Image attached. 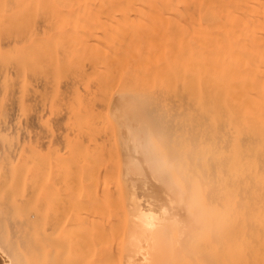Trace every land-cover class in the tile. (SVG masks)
<instances>
[{
	"label": "bare ground",
	"instance_id": "bare-ground-1",
	"mask_svg": "<svg viewBox=\"0 0 264 264\" xmlns=\"http://www.w3.org/2000/svg\"><path fill=\"white\" fill-rule=\"evenodd\" d=\"M0 110L78 152L142 155L169 198L133 209L127 264H183L196 223L203 264H264V0H0ZM184 157L201 165L203 213L168 174ZM9 242L8 264H30L37 246Z\"/></svg>",
	"mask_w": 264,
	"mask_h": 264
},
{
	"label": "rangeland",
	"instance_id": "rangeland-1",
	"mask_svg": "<svg viewBox=\"0 0 264 264\" xmlns=\"http://www.w3.org/2000/svg\"><path fill=\"white\" fill-rule=\"evenodd\" d=\"M3 115L5 116L0 112V130L2 131H0V149L3 146L7 147L3 149H8L6 150L8 154L5 150H3L5 153L0 151V182L5 174V179L6 177L8 179L9 174H11L9 178L12 179L10 184L7 183L8 186L6 184L4 186V181L0 184V206L2 205L0 208V213L2 212V215L0 214V238L8 236L12 229L15 232H12L14 234L10 236L11 241L7 240V243L22 237L19 240L20 244L25 246L27 243L30 247L37 246L36 251L29 257L30 264H127L126 245L133 222V209L138 206L141 209L158 210L169 198L163 186L150 178V172L141 163L142 155L119 153L116 150L112 153L101 150L95 152L91 148L86 152H78L76 142L46 138L37 129L38 127H34L35 130L32 126L25 128L23 127L25 124L22 123V126L16 120H9L7 117L2 120ZM7 121H11V124L8 122L11 128ZM4 135L7 137L5 138ZM25 141L28 142L27 145ZM11 148L13 150L8 152ZM107 148L110 147L107 146ZM22 149L26 153H22ZM2 152L6 155L2 156ZM157 158L166 159L160 156ZM26 160V168H28L24 170L25 165H22L25 162H22ZM180 160L185 164L167 166L170 179L180 185L183 203H190L188 214L195 215L198 210L203 213L207 197L205 183L201 178V165L190 166L189 162L193 158L184 157ZM17 170L24 173L23 177L20 175L21 179L18 178L21 173L18 177L16 176ZM30 172L31 175H27ZM28 176L32 177L31 181L30 178L27 180ZM16 177L21 181L23 179L22 186L17 182L12 184L18 180ZM169 195L170 198H174L173 192ZM77 209L80 214L77 213ZM88 212L89 218L85 215ZM9 218L10 220L16 219L15 222L22 220L18 225H22L24 229L25 227L27 229L26 224L32 221L33 224L30 223L29 226L30 232L28 231L29 235H32V244H29L30 238L28 242L27 238L22 235L24 233L18 236L20 233H17L16 229L13 230L16 223L13 221L12 227ZM24 223H26L25 226ZM18 225L16 224L15 228ZM19 226L18 228L23 231L24 229H21L23 227ZM196 227L197 232L194 237H188L184 241L186 247L183 264H203L200 255H204L206 249H202L200 244L201 241L206 243V234L201 235V229L206 230V223H196ZM26 231L23 232L28 237ZM1 232L4 233L3 236ZM15 233L17 236L13 237ZM77 236L82 241L80 249L76 246ZM5 240L3 238V243H0L7 244L4 243ZM17 241L18 239L15 241L16 244ZM20 244H17L18 249L16 250L29 249L28 245L20 247L22 246ZM75 247L79 251L78 256L73 254ZM1 252L0 264H8L6 261L8 258Z\"/></svg>",
	"mask_w": 264,
	"mask_h": 264
}]
</instances>
